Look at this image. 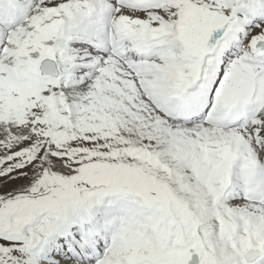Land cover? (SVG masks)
<instances>
[{
	"label": "snow or ice",
	"instance_id": "1",
	"mask_svg": "<svg viewBox=\"0 0 264 264\" xmlns=\"http://www.w3.org/2000/svg\"><path fill=\"white\" fill-rule=\"evenodd\" d=\"M0 264H264V0H0Z\"/></svg>",
	"mask_w": 264,
	"mask_h": 264
},
{
	"label": "rangeland",
	"instance_id": "2",
	"mask_svg": "<svg viewBox=\"0 0 264 264\" xmlns=\"http://www.w3.org/2000/svg\"><path fill=\"white\" fill-rule=\"evenodd\" d=\"M17 183H19V182H16V183H12V182H10L9 185H8V187H9V188L16 187V184H17Z\"/></svg>",
	"mask_w": 264,
	"mask_h": 264
}]
</instances>
